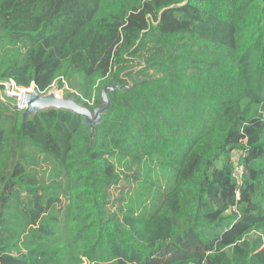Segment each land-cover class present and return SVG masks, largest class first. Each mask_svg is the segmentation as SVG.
Returning <instances> with one entry per match:
<instances>
[{
	"label": "trees",
	"instance_id": "16d2710c",
	"mask_svg": "<svg viewBox=\"0 0 264 264\" xmlns=\"http://www.w3.org/2000/svg\"><path fill=\"white\" fill-rule=\"evenodd\" d=\"M9 79L91 111L122 89L93 140L0 101V264H264V0H0ZM154 161L172 187L112 212Z\"/></svg>",
	"mask_w": 264,
	"mask_h": 264
},
{
	"label": "rangeland",
	"instance_id": "374dc122",
	"mask_svg": "<svg viewBox=\"0 0 264 264\" xmlns=\"http://www.w3.org/2000/svg\"><path fill=\"white\" fill-rule=\"evenodd\" d=\"M66 90H59L58 85H55L50 91L58 93L60 97H66ZM10 102L13 103L14 100L12 99ZM234 160L237 164L238 159L234 158ZM155 164L156 161L153 162V165L150 164L144 171H139L136 166L131 169H127L124 166L120 167L123 180L118 189L113 192V199L110 205L112 212H118L122 218L123 214L128 210V205L132 204V201L147 202L146 204L150 205L156 197L162 194L164 189L168 186L172 187L174 183V181L173 183L170 182V177L173 175L172 169L166 168L171 170H163L159 164L158 166H155ZM235 178H237L236 173ZM147 198L150 201L149 203Z\"/></svg>",
	"mask_w": 264,
	"mask_h": 264
},
{
	"label": "water",
	"instance_id": "95a60500",
	"mask_svg": "<svg viewBox=\"0 0 264 264\" xmlns=\"http://www.w3.org/2000/svg\"><path fill=\"white\" fill-rule=\"evenodd\" d=\"M124 88V87H123ZM115 89H122L117 84L113 86H105L102 89L103 104L96 108L94 111L80 105L72 97H60L52 91H48L46 94H40L38 90H34L33 93L28 94L25 97L26 109L23 111V119L37 114L42 110L47 109H63L72 111L77 115L84 117L86 124L90 128V137L93 140L95 126L99 125L103 120V113L110 108V101L108 98V91H114Z\"/></svg>",
	"mask_w": 264,
	"mask_h": 264
},
{
	"label": "built area",
	"instance_id": "2783aa9c",
	"mask_svg": "<svg viewBox=\"0 0 264 264\" xmlns=\"http://www.w3.org/2000/svg\"><path fill=\"white\" fill-rule=\"evenodd\" d=\"M65 85V89H68L67 84L63 81ZM57 85L54 83L53 87ZM52 87V88H53ZM34 90H38L35 83H32L29 87L19 86L15 80L9 79L7 81H0V101L6 102L8 100H14L13 105H15L20 111H24L26 109L25 97L28 94L33 93ZM39 91V90H38ZM59 92V91H58ZM40 94H46L39 91ZM59 95L58 93H56ZM60 96V95H59ZM238 182H240L243 168L238 166L235 171Z\"/></svg>",
	"mask_w": 264,
	"mask_h": 264
}]
</instances>
